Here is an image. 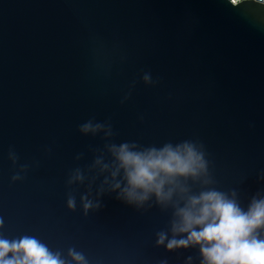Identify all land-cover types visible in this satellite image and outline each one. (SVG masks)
<instances>
[{
  "label": "water",
  "instance_id": "95a60500",
  "mask_svg": "<svg viewBox=\"0 0 264 264\" xmlns=\"http://www.w3.org/2000/svg\"><path fill=\"white\" fill-rule=\"evenodd\" d=\"M184 142L206 161L187 193L111 189V145ZM207 188L243 208L264 197V1L0 0V236L87 264H200L198 247L156 241Z\"/></svg>",
  "mask_w": 264,
  "mask_h": 264
},
{
  "label": "clouds",
  "instance_id": "9594fccd",
  "mask_svg": "<svg viewBox=\"0 0 264 264\" xmlns=\"http://www.w3.org/2000/svg\"><path fill=\"white\" fill-rule=\"evenodd\" d=\"M101 127L92 121L80 126L85 133ZM110 150L115 159V167L110 172L111 189H118V196L130 203H142L150 196L167 203L177 190L187 193L188 189L178 183L180 178L196 177L206 171L203 153L189 142L175 146L167 143L144 150H134L128 143H121L111 145ZM108 169L109 165H101L102 172ZM82 178L77 170L72 179ZM104 183H110L108 176ZM81 199L86 210L92 206L86 196ZM68 206H75L71 197ZM171 233V237L168 233H159L156 243L167 250L198 247L200 264H264V197H254L243 208L235 193L228 195L215 188L186 195L183 203L175 207ZM68 254L71 261L35 236L12 239L0 236V264H71L72 261L87 264L81 252L70 248Z\"/></svg>",
  "mask_w": 264,
  "mask_h": 264
},
{
  "label": "built area",
  "instance_id": "2783aa9c",
  "mask_svg": "<svg viewBox=\"0 0 264 264\" xmlns=\"http://www.w3.org/2000/svg\"><path fill=\"white\" fill-rule=\"evenodd\" d=\"M231 3H233V4H238V3H240V2H242V1H244V0H229ZM261 2H263L264 0H260Z\"/></svg>",
  "mask_w": 264,
  "mask_h": 264
}]
</instances>
